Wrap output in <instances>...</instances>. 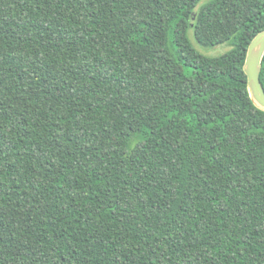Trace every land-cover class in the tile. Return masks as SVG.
<instances>
[{"label": "trees", "instance_id": "16d2710c", "mask_svg": "<svg viewBox=\"0 0 264 264\" xmlns=\"http://www.w3.org/2000/svg\"><path fill=\"white\" fill-rule=\"evenodd\" d=\"M202 1L0 0V264H264V0Z\"/></svg>", "mask_w": 264, "mask_h": 264}, {"label": "water", "instance_id": "95a60500", "mask_svg": "<svg viewBox=\"0 0 264 264\" xmlns=\"http://www.w3.org/2000/svg\"><path fill=\"white\" fill-rule=\"evenodd\" d=\"M264 56V30L257 33L250 41L243 64V71L247 79V90L253 104L264 111V89L259 75Z\"/></svg>", "mask_w": 264, "mask_h": 264}, {"label": "rangeland", "instance_id": "374dc122", "mask_svg": "<svg viewBox=\"0 0 264 264\" xmlns=\"http://www.w3.org/2000/svg\"><path fill=\"white\" fill-rule=\"evenodd\" d=\"M207 1H209V0H203L201 3H204ZM189 39H190L192 45L194 46V48H196L198 51H200L201 53H203L207 56H216V55L222 54L223 52H225L226 50L229 49V47L225 44L218 45V46H215L213 48H202L196 43V41L193 39V37L190 33H189Z\"/></svg>", "mask_w": 264, "mask_h": 264}]
</instances>
